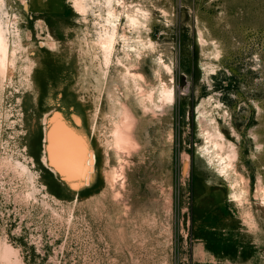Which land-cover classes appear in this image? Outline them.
<instances>
[{
	"label": "rangeland",
	"instance_id": "374dc122",
	"mask_svg": "<svg viewBox=\"0 0 264 264\" xmlns=\"http://www.w3.org/2000/svg\"><path fill=\"white\" fill-rule=\"evenodd\" d=\"M5 1L21 45L0 110V244L10 260L264 264V0H92L87 15L76 0ZM123 5L149 18L142 29L123 18L108 64L97 37ZM124 110L135 138L121 148L112 130ZM57 112L82 119L93 175L71 182L50 162ZM214 127L223 154L236 150L237 174L200 152Z\"/></svg>",
	"mask_w": 264,
	"mask_h": 264
},
{
	"label": "bare ground",
	"instance_id": "6f19581e",
	"mask_svg": "<svg viewBox=\"0 0 264 264\" xmlns=\"http://www.w3.org/2000/svg\"><path fill=\"white\" fill-rule=\"evenodd\" d=\"M115 1L121 2V0ZM122 4L123 3H121V5ZM76 6L78 10L85 15L90 11L94 12L92 9V0H76ZM134 10L136 11V9ZM147 11L148 10L137 9L136 13H130V10H127L125 6L122 11H116V9L110 11V14L114 16V24L109 28L102 29L97 37V44L105 51L108 64H111L112 57L117 47L116 45L120 37L119 26L123 18H126V23H128L127 25L131 28L142 29L146 26V22L149 18V11ZM100 18L101 16L98 19ZM99 22H101V20H99ZM12 35V25L10 23L6 1L0 0V110L4 82L7 79L13 78V75L18 69V50L21 48V45L12 40ZM122 37L124 39L127 38L126 34H123ZM150 44L153 46L152 41H150ZM164 88H166L163 93L164 97L170 98L174 96L173 91L167 87ZM202 120L208 125L216 122V118L210 116H206ZM81 123L82 119L78 115H74L73 120L69 121L65 118L63 113L57 112V114L51 118V127L47 136L48 157L50 162L57 171L61 172V174L63 173L71 182H76L82 177L91 175L95 165V152L89 148L85 137L79 130V125H81ZM135 123L136 117L131 112L127 110L120 112L112 130V141L116 147L122 148L134 142L133 127ZM214 128L215 131H208L205 133V145L200 152L209 163H218V172L220 174L226 177L233 173L237 174L236 165L234 164V160L237 157L236 150L232 149L229 153L223 154L226 145L225 136L217 127ZM14 164L15 170L20 173V175H29L31 170L26 162L17 160ZM114 172L113 170L107 172L106 177L108 181L115 180L116 177H114V175H116V172ZM240 179L242 180V178ZM241 195L242 192L237 194L238 197ZM260 195L263 199L262 201H264V188H261ZM12 254L13 249H11L10 246L8 247V245L6 246L4 243L0 244V258L7 259L4 264L15 263V261L10 260L12 259L11 256H14Z\"/></svg>",
	"mask_w": 264,
	"mask_h": 264
}]
</instances>
